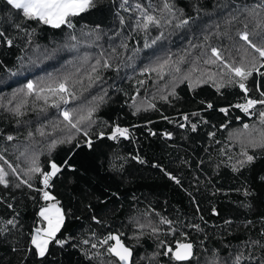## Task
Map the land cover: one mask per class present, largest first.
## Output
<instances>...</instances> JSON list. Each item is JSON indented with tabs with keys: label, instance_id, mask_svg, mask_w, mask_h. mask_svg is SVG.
Returning a JSON list of instances; mask_svg holds the SVG:
<instances>
[{
	"label": "trees",
	"instance_id": "16d2710c",
	"mask_svg": "<svg viewBox=\"0 0 264 264\" xmlns=\"http://www.w3.org/2000/svg\"><path fill=\"white\" fill-rule=\"evenodd\" d=\"M94 2V8L74 18V29H55L31 21L24 24L19 13L6 0H0V30H6L13 37L12 47L0 45V153L18 173L13 175L0 160L10 182L7 188L0 185L3 201L0 217L8 219L19 213L17 219L22 226L0 235V264H99L98 260L88 259L85 253L89 256L104 253L98 240L109 231L123 234L122 239L133 248L134 260L156 251L159 240L174 243L183 239L181 232L188 233L196 246L199 260L193 264H206V257L215 260L216 255L221 264L231 262L241 251L244 257L251 252L256 258H264V249L259 246L245 247L249 241H264L260 236L264 217V179H261L264 148L243 147L252 140L259 141L264 124L258 116H246L234 107L245 102L243 93L237 87L228 86L232 75L222 63L204 62L211 54V47L221 49L228 61L236 65L254 55L237 33L247 30L253 34L250 38L256 39L255 33L264 29V0H168L174 6V14L164 8L165 0H128L127 4L123 0ZM137 4L159 19L160 26L138 27L137 21L142 25L144 19ZM184 19L189 23L177 27ZM169 20L171 23H167ZM13 22L28 28L31 35L15 29ZM161 33L163 36L156 39ZM70 35H75L76 40H71ZM145 43L150 47L145 48ZM53 50L51 58L46 59ZM97 60L101 61L100 65H96ZM105 61L111 68L102 66ZM164 61L168 63L160 68ZM94 65L95 73L92 72ZM153 68L158 71H144ZM50 75L52 78L70 76L69 83L75 84L79 99L63 107L81 106L86 113L88 108L98 105L93 114L95 124L90 128L84 125L93 141L91 148L82 134L59 124L62 117L56 108L45 106L46 112H41L43 101L18 92L28 80L39 82L42 78L49 79ZM97 75L99 80L95 79ZM210 76L216 84L225 86L217 91ZM253 79L260 81L264 88V77L255 74L247 81L249 88L253 87ZM197 80L201 82L197 84ZM140 81L144 83L141 85ZM173 91L174 96L169 94ZM162 95H168L167 100L161 99ZM249 95L255 98L258 93L252 91ZM100 96L104 97L103 102L93 99ZM149 103L155 108H148ZM207 103L213 108L207 109ZM17 104L24 105L21 109L24 115L19 117L13 113ZM223 107L229 108L228 115L219 111ZM194 112L199 115L192 116ZM185 114L197 123L195 132L190 126L179 127L187 125L183 120ZM104 122L128 127L134 132V138L109 140L110 128ZM225 123L228 127L222 129ZM244 123L249 124L248 129L242 127ZM54 124H59L55 131ZM134 125L138 127L133 128ZM41 126H45L44 136L37 132ZM30 131L34 134L32 137L28 136ZM213 131L215 136H209ZM98 132L106 135L98 138ZM165 132L171 133V138L165 137ZM7 135L14 139L8 141ZM68 136H73L71 143H58L50 150L53 140ZM242 150H247L255 159L234 172L231 165L239 167L238 162L245 159L240 154ZM137 155L146 163L132 159ZM115 156L126 158L120 171L111 167ZM33 159L45 170L49 159L57 163L68 159L74 169L65 167L54 179L52 189L62 206L70 210L61 235L74 239L63 248L50 246V254L43 261L27 252L30 247L27 233L39 219L37 213L44 201L39 193L25 185L13 187L29 178L25 173L33 166ZM154 164L160 167H153ZM165 172L177 176L181 183L177 185ZM29 175L34 187L42 186L39 174ZM245 189L251 194L245 196ZM9 203L12 209L7 207ZM245 204L250 207H244ZM93 214L98 215L102 224L90 219ZM160 217L173 221V225L160 224ZM248 221L252 224H247ZM140 224L145 227L139 228ZM191 224H199L202 230H194L189 227ZM152 227L160 231L153 234ZM170 227L177 228L176 235L170 234ZM84 239L96 243L97 248L82 244ZM103 259H108L106 254ZM159 260L160 264H168L167 257L161 256ZM139 264L146 261L141 260ZM240 264H258V259L242 258Z\"/></svg>",
	"mask_w": 264,
	"mask_h": 264
},
{
	"label": "snow or ice",
	"instance_id": "6c2138e0",
	"mask_svg": "<svg viewBox=\"0 0 264 264\" xmlns=\"http://www.w3.org/2000/svg\"><path fill=\"white\" fill-rule=\"evenodd\" d=\"M127 2L128 0H123V4H127ZM6 4L10 6L11 9H14L15 12L19 13V16L21 17L24 24L31 21L35 22L38 25H45L55 29H60L62 27L74 29V18L95 7L94 0H6ZM123 4L121 5V7H123ZM136 7L142 9L140 15L144 19V23L142 25L139 21H137L138 27L142 26L144 29H147L149 25H155L157 27L160 26V20L157 19L154 15L150 14L147 9L143 8L142 5L137 4ZM257 7H259V5H257ZM164 8L174 14V6L170 4L168 0H165ZM9 20L10 22H12L11 15L9 16ZM123 22V18H121V23ZM167 23H171V21L169 20L167 21ZM188 23V19L181 20L177 27L186 25ZM228 23H231V21H228ZM13 27L19 31H23L29 36L31 35L28 28L23 27L19 22H13ZM244 27L246 29L247 25H245ZM32 31L34 32L35 29H32ZM237 35L247 44L248 48L253 51L254 55H252L251 58L246 57V62L242 61L239 65H236L234 61L231 63L228 61L226 56L222 54L221 49L211 47V54L204 62L206 64H215L217 61L222 63L223 67L226 68L232 75V78L228 81V86L237 87L243 93L242 98L245 102L238 103L234 105V107L240 109L246 116H258L260 123L264 124V88L261 87L260 81L256 79H253L252 88H249L247 85V81L250 78H253L254 74L259 77H264V71H261V69H264V29L255 33V40L250 38L253 34L247 30L238 32ZM161 36H163V33H161L160 36H158L156 39H160ZM69 38L71 40H76L75 35H70ZM152 43L155 44L156 40H153ZM0 45H5L8 47L13 46V37L7 35L6 30H0ZM122 46L126 47V45ZM71 47L74 48L75 45L73 44L71 45ZM144 47L147 48L150 47V45L145 43ZM113 51H115V49H113ZM54 52L55 50H53V53H49L47 56H45V58H51ZM18 59L23 60V57H19ZM167 63L168 61H164V63L159 67L163 68ZM100 64L101 61L97 60L96 65ZM96 65L92 67L93 73L97 72ZM102 66L104 68H111V64L107 63V61H105ZM8 71L11 72L12 75H16V72H12L11 69H8ZM144 71H158V69H144ZM176 71H180L179 67L176 68ZM95 79L99 80L100 77L97 75ZM89 80H92L91 76H89ZM209 80L213 81V84L214 86H216L217 91H219L221 87L225 86L223 83L216 84L213 77L211 76L209 77ZM69 81L70 76L67 75L63 76V78H52L50 75L49 79L45 80L42 78L39 82L28 80L27 83L18 90V92H22L25 97L34 96L36 101H43V105L39 108V111L41 112H46L47 108L45 106L56 108L58 110V116L62 117V119L59 121V124H63L64 129H68L69 131L75 129V132L77 134H82L86 138L85 143L89 148H91L93 141L89 137V131L86 130L84 125L87 124L88 128H90L93 124H95L96 121L93 120V114L96 112L98 105L97 107L88 108L86 113L83 111L81 106H74L72 108L63 107L64 105H68L72 103V101L79 99L74 90L75 84H70ZM200 82V80L196 81L197 84H199ZM140 83L142 85L144 82L140 81ZM252 91L257 92L258 96L255 98L251 97L249 93H251ZM171 94L174 96L175 92L173 91V93ZM93 99H98L103 102L104 97H93ZM162 99L167 100V96L162 97ZM50 100L51 104L49 105ZM201 103L204 104L205 102L201 101ZM23 106V104H17L15 106V108L13 109V113L15 116L19 117L24 115V113L21 111ZM148 108H155V105L149 103ZM206 108L212 109L213 105L211 103H207ZM139 110L140 109L137 108V111ZM219 111L224 113L225 115H228L229 108L223 107L220 108ZM191 115L198 116L199 113L194 112L191 113ZM164 119L170 120L169 117H164ZM237 119L240 118L237 117ZM183 120L187 122V125L180 124L179 127L183 128L186 126H190L192 132H195L197 130V123H193L189 119L188 114L183 115ZM204 122L207 123V121ZM17 123H19V121H17ZM104 123L108 128H110V131L107 133V138L109 140L119 142L121 139L128 140L134 138V132L130 131L128 127H122L119 123L115 122L111 124H108V122ZM59 124L53 125V131H55L59 127ZM44 127L45 126H41V128L37 129V132L41 136L45 135V132L43 130ZM135 127L138 126L134 125L133 128ZM227 127V123L221 125L222 129ZM242 127L244 129H248L249 124L244 123ZM61 131H63V129H61ZM33 135L34 134L31 131L28 133L29 137H32ZM49 135H51V133H49ZM96 135L98 138H103L106 133L98 132ZM151 135H156V133L151 132ZM163 135L167 138H171V133L165 132L163 133ZM209 136H215V132H210ZM6 139L8 141H12L14 137L12 135H7ZM72 139L73 136H68L67 139L53 140L50 143L49 148L50 150L54 149L58 143H71ZM217 143H219V141H217ZM250 146L264 148V133H261L259 141L252 140L250 142ZM77 147H79V144H77ZM23 154L24 153H21V155ZM240 154L245 159L238 162L239 167H237V165L235 164L231 165L234 172L239 171L240 168L244 167L248 163L253 162L255 159L253 155L248 154L247 150H242ZM68 159H70V156ZM68 159H65L62 163H57L56 160L49 159L47 170L41 168L36 163L35 159H33V166L29 167L25 173V175L29 176V178L22 179L19 183L13 185V187L15 188H20L21 185L27 186L28 189L39 193L40 199L44 201V203L40 205L37 213L39 219L34 221V226L31 227L27 233L30 244L27 252L34 255L40 261H43L44 257L50 254V246L54 245L63 248L66 244H69L72 239H74L71 236L61 235L62 231L65 228L66 221L69 217L70 210L62 206L61 201L52 192V189L54 188L53 181L59 176L63 169L65 167H68L69 169L74 170L72 169V166L69 165ZM125 159L126 158L115 156L113 161L111 162L112 169L115 171L122 170L123 162L125 161ZM132 159L137 160L140 164L146 163V161L140 158L138 155L133 156ZM229 159H231V157H229ZM0 160H3L4 164L8 165L13 175H18L16 167H13L10 163H8L3 153H0ZM117 160L121 161V163L117 164ZM201 163H203V161H201ZM153 167L160 166L154 164ZM161 170L163 171V169ZM31 173L39 174V183L42 185L41 187H34L33 183L30 182L31 176L29 174ZM165 175H167L177 185L181 183L180 179L177 176H174L171 173L167 172H165ZM8 176L9 173L4 170L3 165H0V185H3L5 188L9 187L10 182L7 179ZM261 179H264V177H261ZM237 191H239V189ZM243 194L245 196H248L251 193H249L247 189H245ZM112 195H115V193H113ZM33 199H35V197H33ZM0 202L3 201L0 200ZM243 206L250 207V205L247 204ZM7 207L9 209H12L13 205L9 203ZM87 207L89 210H91V205H88ZM197 211H199L198 206ZM213 212H215V208H213ZM18 216L19 213H16L8 219L0 217V235H5L14 229H17L18 226L22 227L20 225L19 219H17ZM157 216H159L158 213ZM90 219L98 225L102 224L101 219L96 214L91 215ZM159 223L162 225H173V221L165 217H160ZM225 223L230 224L231 221H225ZM247 224H252V221H248ZM261 224L262 226L260 229V236L264 237V217L261 218ZM138 227L143 229L145 225L140 224L138 225ZM189 227L193 228L196 231L202 230L199 224H191L189 225ZM151 231L153 234H157L160 229L152 227ZM177 231V228L170 227V234L176 235ZM164 234L168 235L169 233L165 232ZM92 235L95 237L96 233L93 232ZM122 235V233L113 234L111 231H109L106 235H104L102 238H99L98 240L99 244L104 247V253L96 252L89 256L86 252L85 255L90 260H98L99 264H139V261L141 260L146 261V264H160L159 258L161 256L168 258V264H193L194 261L199 260V257L195 252L196 246L186 232H181L180 235L183 237V239H177L174 243H168L164 240H159V242L156 244V251H153L148 256H139L137 260L133 259V248L132 246H129L125 243L124 239H122ZM136 238L139 239V237ZM82 244H90V247L92 249L97 248V244L90 243L88 239L82 240ZM249 245H251L252 247L259 246L260 248L264 249V241L262 240H253L246 242L245 247H248ZM13 250L15 251L16 249ZM204 251L207 252V249H204ZM105 254L108 257L107 260L103 259V256ZM214 255H216L215 250ZM229 255H231V253H229ZM242 258H246L249 260L258 259V264H264V258H256L251 254V252H249V255L247 257H244L243 251L236 254L231 262L223 261L222 264H240ZM205 260L206 264H221L218 255H216L215 260H209L207 257L205 258Z\"/></svg>",
	"mask_w": 264,
	"mask_h": 264
},
{
	"label": "rangeland",
	"instance_id": "374dc122",
	"mask_svg": "<svg viewBox=\"0 0 264 264\" xmlns=\"http://www.w3.org/2000/svg\"><path fill=\"white\" fill-rule=\"evenodd\" d=\"M173 93V92H172ZM169 94H171V93H169ZM164 96H167L168 97V95H162L161 96V99H162V97H164ZM254 130L256 131V132H260V129L258 128V127H254ZM243 147H250V144L249 143H246ZM28 153H30V152H28Z\"/></svg>",
	"mask_w": 264,
	"mask_h": 264
},
{
	"label": "water",
	"instance_id": "95a60500",
	"mask_svg": "<svg viewBox=\"0 0 264 264\" xmlns=\"http://www.w3.org/2000/svg\"><path fill=\"white\" fill-rule=\"evenodd\" d=\"M114 234H117V233H114Z\"/></svg>",
	"mask_w": 264,
	"mask_h": 264
}]
</instances>
